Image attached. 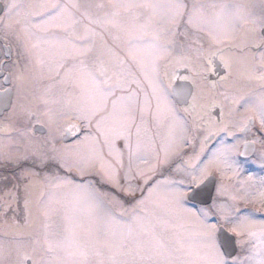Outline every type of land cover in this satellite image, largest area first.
<instances>
[{
    "label": "snow or ice",
    "instance_id": "6c2138e0",
    "mask_svg": "<svg viewBox=\"0 0 264 264\" xmlns=\"http://www.w3.org/2000/svg\"><path fill=\"white\" fill-rule=\"evenodd\" d=\"M264 0H0V264H264Z\"/></svg>",
    "mask_w": 264,
    "mask_h": 264
},
{
    "label": "rangeland",
    "instance_id": "374dc122",
    "mask_svg": "<svg viewBox=\"0 0 264 264\" xmlns=\"http://www.w3.org/2000/svg\"><path fill=\"white\" fill-rule=\"evenodd\" d=\"M248 166V165H247ZM246 166V167H247ZM248 168V167H247ZM248 171L256 174L257 176L259 175H264V170H262L259 166L257 167H252V168H248Z\"/></svg>",
    "mask_w": 264,
    "mask_h": 264
},
{
    "label": "flooded vegetation",
    "instance_id": "af4514ba",
    "mask_svg": "<svg viewBox=\"0 0 264 264\" xmlns=\"http://www.w3.org/2000/svg\"><path fill=\"white\" fill-rule=\"evenodd\" d=\"M257 166H259L258 163H256V164H250V165H248L247 167H248V168H252V167H257Z\"/></svg>",
    "mask_w": 264,
    "mask_h": 264
}]
</instances>
